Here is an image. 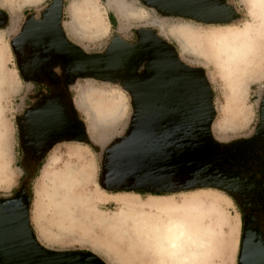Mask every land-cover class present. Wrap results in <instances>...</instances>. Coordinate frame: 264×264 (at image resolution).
<instances>
[{"label": "rangeland", "instance_id": "1", "mask_svg": "<svg viewBox=\"0 0 264 264\" xmlns=\"http://www.w3.org/2000/svg\"><path fill=\"white\" fill-rule=\"evenodd\" d=\"M53 1L0 0V10L9 16L0 28V76L12 83L0 89V199L13 198L26 181L20 119L41 89L21 72L28 50L15 51L13 44L27 20L42 21V13ZM122 2L130 5L127 16L111 0H64L62 24L68 40L92 55L104 53L117 37L133 45L137 31L157 33L182 62L205 71L216 112L212 138L226 145L253 139L262 124L264 99V0H223L234 12L226 24L164 15L141 0ZM68 86L89 143L57 144L29 182L31 227L40 244L53 252L89 253L105 264H160L146 238L147 226L183 217L184 205L193 203L201 213L200 219L194 218L209 235L204 253L185 264H238L244 219L249 214L242 198L256 199L255 190L236 193L238 202L227 191L211 187L159 196L105 189L104 154L128 132L135 114L132 98L119 81L80 78ZM66 174L74 182L69 187L73 197L64 195ZM63 197L68 208L57 204ZM82 197L94 199L90 208L77 203ZM127 205L130 208H124ZM166 206L175 209L165 211ZM121 213L126 214L124 223L119 221L115 227L108 223Z\"/></svg>", "mask_w": 264, "mask_h": 264}, {"label": "water", "instance_id": "2", "mask_svg": "<svg viewBox=\"0 0 264 264\" xmlns=\"http://www.w3.org/2000/svg\"><path fill=\"white\" fill-rule=\"evenodd\" d=\"M141 1L161 14L207 24H226L234 15L223 0ZM63 8L64 0H54L42 13V21L30 17L13 46L15 51L25 48L38 53L46 57L44 61H60L69 76L68 85L80 78H93L119 81L129 92L135 114L127 134L104 154L105 189L166 193L211 187L236 198V193L255 186L254 181L242 180L228 170L233 169L236 160L247 163L264 152V99L262 124L253 139L229 145L218 143L212 138L216 115L213 92L202 68L186 65L173 46L148 30L137 31L138 41L133 45L117 37L104 53L87 54L68 40L62 24ZM8 21L9 16L0 10V28ZM143 65L146 68L140 72ZM22 120V131L31 124L47 133L61 129L62 139L48 143L22 138L29 156L26 161L36 165L59 139L89 143L86 127L80 121L51 117L48 112L35 118L27 112ZM27 187L25 181L15 197L0 199V264H76V253H53L37 240L31 227ZM255 193L263 198L264 191ZM255 235L254 229L245 224L238 264H264V243H255Z\"/></svg>", "mask_w": 264, "mask_h": 264}, {"label": "flooded vegetation", "instance_id": "3", "mask_svg": "<svg viewBox=\"0 0 264 264\" xmlns=\"http://www.w3.org/2000/svg\"><path fill=\"white\" fill-rule=\"evenodd\" d=\"M30 53H32L33 57H31ZM34 56H37V58H34ZM45 58L46 57H43L38 53L36 54L31 52V50H28V55L26 57L24 56V59L21 60L24 64L23 67H21V72L24 73V76L26 78L30 79L41 87L40 93L37 95L36 102L27 110L28 115L31 118H35L41 116L42 113L44 114L48 112L51 117L59 115L64 119L77 123L79 121V118L77 116V113L73 109L74 105H72V98L68 93L69 86L67 80L69 76L64 70V66L60 61H44ZM145 68L146 66L143 65L140 69V72H144ZM23 123L24 121L20 119L21 126H23ZM43 131L46 132L42 127H35L31 124L28 127L25 126L24 131L21 130V134L22 138H27L29 141H34V139H44L45 143H48L52 140H57L58 138L62 139L61 129H59V132L54 130L49 133H44ZM65 136L67 137V135H64L63 137ZM76 136H78V134H76ZM59 140L54 146L62 142H68L66 140ZM23 151L25 153V164L23 165V168L26 181L28 182V193L30 194V178L37 171L42 160L50 151L45 154L43 159L37 165L36 163L29 162L28 160L26 161L29 156L24 148ZM35 154L36 152H31V155ZM257 157V159H251L247 163L236 160L234 162L236 163L235 166L233 167V169L228 170V173L233 174L245 181H254L255 186H253V189L256 192H260V190L264 191V152L258 153ZM24 182L25 181H23V183ZM246 197L247 196L243 197L242 199L249 207V214H247L244 219V226L245 224H248L251 228L254 229L256 234L255 243H264V198L253 199L251 201L248 197ZM236 200L239 202L237 198ZM251 219H254V223L251 222ZM53 253H76L73 256L76 260V264H105L103 262H97L91 256L87 255L89 253L85 252Z\"/></svg>", "mask_w": 264, "mask_h": 264}, {"label": "bare ground", "instance_id": "4", "mask_svg": "<svg viewBox=\"0 0 264 264\" xmlns=\"http://www.w3.org/2000/svg\"><path fill=\"white\" fill-rule=\"evenodd\" d=\"M111 3L114 4L117 8L120 14L127 16V14L130 12V5L126 2L119 3V0H111ZM5 33V32H4ZM5 43V42H4ZM6 44V43H5ZM5 46V45H4ZM8 69V68H6ZM11 81L7 79H2L0 76V89L4 87V85H11ZM9 87V86H8ZM11 90V89H10ZM9 90V91H10ZM8 91V90H7ZM5 93V92H4ZM2 94L0 95L1 99ZM7 99V98H6ZM1 104V101H0ZM3 114V113H2ZM6 117H8L6 115ZM4 118V117H3ZM7 121V120H6ZM9 126V125H8ZM7 127V126H5ZM7 144V143H6ZM4 151V150H3ZM8 153V152H7ZM7 156V155H6ZM8 157V156H7ZM1 168V167H0ZM74 172V171H73ZM70 173V172H69ZM67 175V174H66ZM72 175V174H71ZM61 176V175H60ZM75 178V177H74ZM61 179V178H60ZM63 187L67 188V192H64V195L66 196L69 194V196L73 197L74 191L70 190V185H73L74 182H72L73 179H69V176L67 175L65 179H63ZM66 180V181H65ZM85 180V179H84ZM86 181V180H85ZM69 182L72 184H69ZM84 183V182H83ZM57 184V183H56ZM49 185V184H48ZM50 186V185H49ZM57 190V189H56ZM66 190V189H65ZM75 190V189H74ZM75 192H77L75 190ZM79 192V191H78ZM99 193V192H98ZM91 195V194H90ZM82 196V195H81ZM105 197V196H104ZM84 198V197H82ZM76 199V198H75ZM104 200V199H103ZM64 197L62 200H58V205L60 207L68 208L69 203L66 204L64 202ZM94 201L87 200V199H79L77 203L81 207H84L85 209H88L91 207V203ZM99 202V201H98ZM36 203V202H35ZM71 205V204H70ZM79 206V207H80ZM100 206V205H99ZM160 207H162L159 204ZM185 209L183 208L184 216L170 220L168 222L162 225L164 227L162 228V225L158 224H149L147 227V234L146 238L148 237L151 240V243L148 240L149 246H151L156 252L157 256L159 257L160 264H185L188 261L190 262H196L200 255H202L205 250V247L207 245V239L208 237V231L206 229H202L203 226H200V223L195 220L194 216L200 219V211L199 208L195 206L193 203H187L184 205ZM42 207V206H41ZM59 207V208H60ZM188 207V208H186ZM35 208V207H34ZM58 208V207H57ZM124 208H130V205H127ZM168 206L165 207V211H173V207L170 209H167ZM191 208V209H190ZM99 209V208H98ZM205 209V208H204ZM100 210V209H99ZM162 210V209H160ZM91 211V209H90ZM98 211V210H97ZM62 212V211H61ZM126 212V211H125ZM164 213L163 211H161ZM97 213V212H96ZM75 214V213H74ZM57 215V214H56ZM126 215V214H125ZM123 213L120 214L119 217H114L111 219L108 223L112 225L113 227L117 226L119 221H122L124 223L126 219ZM78 216V215H76ZM102 216V215H101ZM38 217V216H37ZM56 217V216H55ZM84 217V216H83ZM130 217V216H129ZM193 218V219H192ZM73 219V218H72ZM81 219V218H80ZM129 219V218H128ZM93 220V219H92ZM148 221V220H147ZM154 221V220H153ZM127 223V222H126ZM138 223H140L138 221ZM145 223V222H144ZM143 223V224H144ZM71 224V223H70ZM141 224V223H140ZM66 225V224H65ZM78 225V224H77ZM125 225V224H124ZM108 227V226H107ZM134 227V226H133ZM143 227V226H142ZM146 227V226H144ZM143 227V228H144ZM137 228V227H136ZM142 228V229H143ZM43 229V228H41ZM125 229V228H124ZM140 229V228H139ZM43 231V230H42ZM141 231V230H140ZM144 233V232H143ZM51 234V233H50ZM140 235V234H139ZM43 236V235H42ZM49 237V236H48ZM52 237V236H51ZM141 237V235H140ZM45 238V237H44ZM138 238V237H137ZM211 239V238H208ZM50 240V239H49ZM140 240V238H139ZM142 241V239L140 240ZM209 242V241H208ZM211 242V241H210ZM206 261V260H205ZM206 263V262H205Z\"/></svg>", "mask_w": 264, "mask_h": 264}, {"label": "trees", "instance_id": "5", "mask_svg": "<svg viewBox=\"0 0 264 264\" xmlns=\"http://www.w3.org/2000/svg\"><path fill=\"white\" fill-rule=\"evenodd\" d=\"M41 164L39 165L37 171L33 174V176L30 178V181H32L36 174L38 173L39 171V168H40ZM126 192H134V193H138V194H151V195H156V196H159V195H162L160 193H151V192H147V191H139V190H136V191H126Z\"/></svg>", "mask_w": 264, "mask_h": 264}]
</instances>
